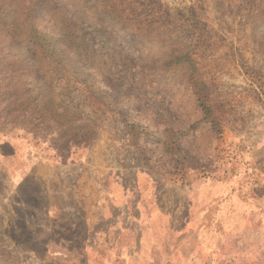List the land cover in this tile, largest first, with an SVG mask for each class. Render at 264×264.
<instances>
[{"label": "rangeland", "instance_id": "rangeland-1", "mask_svg": "<svg viewBox=\"0 0 264 264\" xmlns=\"http://www.w3.org/2000/svg\"><path fill=\"white\" fill-rule=\"evenodd\" d=\"M256 125L264 0H0V144L57 157L102 141L147 208L178 209L185 232L206 214L164 264H264V198L239 182ZM14 166L0 158V264H90L87 219L54 231L43 186L22 193ZM209 181L222 189L197 200L190 185Z\"/></svg>", "mask_w": 264, "mask_h": 264}, {"label": "crops", "instance_id": "crops-1", "mask_svg": "<svg viewBox=\"0 0 264 264\" xmlns=\"http://www.w3.org/2000/svg\"><path fill=\"white\" fill-rule=\"evenodd\" d=\"M225 128L230 136L238 138V125L234 129L227 124ZM256 129L262 133L260 140L253 135L249 137V130L245 133L241 131L244 133L240 135L242 155L251 156L253 161L250 171L242 167L239 182L249 186L252 200L258 203L264 198V126L259 125L258 128L256 125ZM101 143L92 144L87 149L80 147L57 157L53 156L52 151L40 156L23 149L9 152L8 144L1 143L0 158L5 156L18 163L19 167L14 166L12 170L17 188L22 193L38 192L36 187L43 186L44 215L52 220L54 231H63L57 224L61 217L87 219L89 237L82 240L80 247L92 250L90 264H164L163 248L172 249V253L174 250L173 257L177 256L186 243L184 239L191 237L196 240L195 234L205 227L207 215L201 217L202 224H199L197 231L186 228L185 232L186 226L179 223L178 209L147 208L137 192L129 187L126 165L123 161L121 164L111 162L113 148L105 150V145ZM194 183L190 187L200 185L199 190L194 189L197 200L201 198L210 202L223 185L218 181ZM201 211L189 209V215L197 219ZM152 221H155V225ZM67 243L70 242L53 241L47 248H65ZM190 253L187 252V257Z\"/></svg>", "mask_w": 264, "mask_h": 264}]
</instances>
